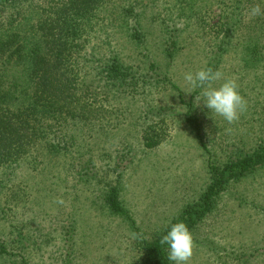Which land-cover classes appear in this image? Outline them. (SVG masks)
I'll return each mask as SVG.
<instances>
[{"label": "rangeland", "instance_id": "1", "mask_svg": "<svg viewBox=\"0 0 264 264\" xmlns=\"http://www.w3.org/2000/svg\"><path fill=\"white\" fill-rule=\"evenodd\" d=\"M198 2L200 22L180 19L173 0H144L137 9L140 44L118 28L92 36L86 54L101 60L117 55L142 83L109 86L95 102L92 121L66 130L58 154L36 166L22 164L0 183V252H6L0 264H137L141 241L153 240L199 202L210 184L209 162L220 171L264 143V59L243 62L237 46L245 27L217 64L246 101L239 119L229 124L210 112L198 101L199 89L186 93L185 73L206 68L217 51L220 5ZM248 12L243 24L251 19ZM166 26L181 46L172 58L164 51ZM86 77L93 90L103 87L99 70L88 69ZM190 101L201 139L186 122ZM7 190L12 195L5 199ZM111 190L121 214L103 204ZM188 229L193 249L187 264H264V164L229 181Z\"/></svg>", "mask_w": 264, "mask_h": 264}, {"label": "trees", "instance_id": "2", "mask_svg": "<svg viewBox=\"0 0 264 264\" xmlns=\"http://www.w3.org/2000/svg\"><path fill=\"white\" fill-rule=\"evenodd\" d=\"M143 1L0 0L1 184L9 182L22 164L36 166L43 164L47 155L58 154L67 144L66 130L92 121L95 102L99 95H106L104 92L109 86L142 83L141 78L127 74L128 69L117 55L96 59V55L94 58L92 54H86V47L92 36L98 39L107 30L116 28L129 40L142 43V16L137 9ZM217 1L221 10L214 24L218 36L217 51L206 68L218 69L223 53L232 46L238 29L244 27V41L237 46L241 47L242 60L246 65L260 64L264 59V43H261L264 40V15L252 17L248 25L243 24V18L254 4L264 8V0ZM198 3V0H173V7L180 19L196 17L200 22ZM247 5L250 7L246 8ZM165 28L168 38L164 51L168 58H172L181 46L177 36L171 37L168 26ZM88 69L99 70L104 81L99 91L85 82ZM186 107V122L201 139L193 103L188 102ZM149 137L146 139H151ZM258 164H264V143L238 163L227 165L220 171L209 162L208 188L198 203L185 208L172 223L183 221L188 228L195 226L210 211L215 198L229 181L240 179ZM11 195L12 192L7 190L4 198ZM103 204L111 212L122 213L117 193L113 190L106 194ZM169 226L150 242L141 241L142 258L137 264H172L167 246L160 244V238ZM1 252L6 253L4 249Z\"/></svg>", "mask_w": 264, "mask_h": 264}, {"label": "clouds", "instance_id": "3", "mask_svg": "<svg viewBox=\"0 0 264 264\" xmlns=\"http://www.w3.org/2000/svg\"><path fill=\"white\" fill-rule=\"evenodd\" d=\"M248 15L250 18L264 15V8L260 4H254L249 9ZM222 79V73L218 70L214 71L212 68H201L184 75V81L188 88L186 93H192L199 89L198 101H202L210 112L231 124L246 111L247 104L240 95L235 80L223 79V82L218 86L214 85L213 82ZM57 202L63 203L62 200ZM136 235V233H132L134 239ZM160 244L167 246L168 259L174 264H187L192 256V235L183 221L170 222L167 231L160 238Z\"/></svg>", "mask_w": 264, "mask_h": 264}]
</instances>
